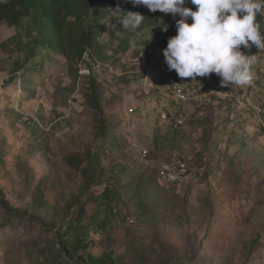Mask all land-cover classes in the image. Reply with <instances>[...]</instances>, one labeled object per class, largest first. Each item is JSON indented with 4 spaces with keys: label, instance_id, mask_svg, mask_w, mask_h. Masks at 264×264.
Masks as SVG:
<instances>
[{
    "label": "rangeland",
    "instance_id": "obj_1",
    "mask_svg": "<svg viewBox=\"0 0 264 264\" xmlns=\"http://www.w3.org/2000/svg\"><path fill=\"white\" fill-rule=\"evenodd\" d=\"M14 34L0 27V42ZM166 47H157L154 57L120 54V62L130 67L126 73L130 70L131 78L137 74L129 83H123L127 74L119 77L124 70L112 58L98 68L101 79L113 84L106 95L114 102L110 111L120 119L108 133L100 157L87 155L91 147L97 151V121L86 97V64L70 66L58 56L55 63L21 73L9 84L5 82L10 75L0 73V186L27 212L10 215L0 201V264H87L88 258H100L105 251L130 264H264L263 120L249 112L264 107V55L258 68H252L251 85L222 87L204 95L203 86L211 78L191 80L169 71L163 56ZM174 78L201 88L195 100L202 104L185 107L198 118L209 117L212 133L186 127V137L174 141L167 124L171 122L159 114L171 99H166V92L161 101L148 94L159 86L170 87ZM219 100L234 104L229 121ZM13 110L22 121L4 115ZM36 126L42 130L40 139L34 137ZM143 149L149 150L151 161H141ZM173 155H184L192 168L184 183L168 187L163 174L158 180V165ZM19 157L28 160L29 167L20 168ZM197 169L204 170L202 179H197ZM89 177L97 180L85 195ZM42 179L47 203L39 207L34 191ZM107 187L118 190L121 200L110 228L93 234L85 251L69 257L47 218L78 199L71 216L90 220L98 209L90 198H98Z\"/></svg>",
    "mask_w": 264,
    "mask_h": 264
},
{
    "label": "trees",
    "instance_id": "obj_2",
    "mask_svg": "<svg viewBox=\"0 0 264 264\" xmlns=\"http://www.w3.org/2000/svg\"><path fill=\"white\" fill-rule=\"evenodd\" d=\"M185 6L192 8V10L196 8L195 5L190 3ZM125 12H138L145 17L137 30L123 29L122 24L119 22V16L126 15ZM179 19V15L174 18L171 14H165L160 11L151 12L144 6L133 7L131 3H125L124 0H0V27L6 26L15 31L14 36L0 42V73H8L10 75L9 80L5 82L9 84L21 73L41 71L46 65L55 63L58 56L65 57L70 66L80 63L86 64L89 71L86 76V97L97 121V131L95 132L97 151L95 152V148L91 147L87 150V155L91 158L100 157L99 151L106 145L108 133L115 127L116 121H120V119L117 118L116 112L112 113L110 111L114 102H112L111 98H107L106 95L108 91H112L113 84L109 80L101 79L98 68L102 65L106 66L108 59L112 58V63L115 66L120 65L123 70L125 68L129 69V66L121 63L118 59L120 54L129 55L131 53L133 57H139L141 54L147 53L148 57H154L151 53L157 47L167 44L168 39L177 34L176 21ZM257 21L261 26L260 31L264 35V16L262 14L258 15ZM191 22V18H189L188 23ZM107 51H111L114 55L112 57L109 56ZM241 51L246 52L243 46H241ZM248 54L257 56L258 62L255 67L258 68L260 57L264 55V50H258L253 47ZM261 69L263 70V68ZM126 71L124 70V73L119 76L122 77L127 74V78H121L124 81L123 83H129L133 78L136 80L137 74H134L133 78H131L128 74L130 70H128V73ZM207 78H211V82L204 84L201 94L205 95L207 92L213 95L216 90H223L219 83L220 78L215 73L210 74ZM178 81L185 85L188 84L189 86L186 85L188 87L191 85V88L197 91L196 95L198 97L201 96V88L193 86L190 81L177 78L172 79V81L169 80L170 87L163 88L159 86L148 94L161 101L162 93L166 92V99H170L167 94H171L175 83ZM257 83L260 84V81L257 80ZM197 86L200 87V84H197ZM196 101L198 105L202 104L200 100H192L180 105L170 102L166 110L169 112L173 106H177L178 115H182L186 109H190L185 106ZM222 103L220 101L219 107L227 108L229 121V113L234 104H232V100L224 102L223 105ZM249 112L260 121L263 120V122H260V127L264 133V107L261 112H257L255 109H250ZM4 115L6 117L11 116L13 119L16 118V121H22L20 114H17L14 110L5 112ZM38 117L40 120L43 118L42 116ZM169 120L166 121L171 122L167 124L173 131L175 142L179 138L186 137L187 134L182 132L186 127H200L203 128L204 133L208 134L214 130L209 117L198 118L193 112L185 125L176 124L171 117H169ZM209 125L210 127L207 129ZM41 131L40 128H35L33 131L34 137L42 138ZM155 145L158 146L157 143ZM246 145V141H243L242 146L245 147ZM260 155L262 156L263 154ZM261 156L260 158L264 162ZM183 157L185 156L183 155ZM2 160L0 157V169ZM151 160L150 152L148 158H141L142 162ZM28 162V160H24L21 157L18 158L20 168L29 167ZM159 171L157 172L158 180ZM31 177L33 176L31 175ZM96 180L92 177L88 178L86 185L83 187V194L86 195L87 187L96 182ZM33 181V178H31L30 183ZM53 187L54 184L51 188ZM168 187H174V185L170 186L168 184ZM46 191L44 180L42 179L36 185L34 191L35 196L41 201L38 204L39 207L47 203L44 197ZM92 200L97 202L98 209L90 220L71 216L70 210L79 203L80 200L78 199L66 202L60 211L55 210L51 218H47L48 225L57 231L59 246L69 257L74 256L81 250L85 251L93 234L110 228L112 219L115 217V209L121 203L118 190L110 187H107L101 196L90 198L89 201ZM0 201L10 215L27 213L24 208L15 205L8 198L7 190L1 186ZM87 264L130 263L123 261L122 257L115 252L105 251L100 258H88Z\"/></svg>",
    "mask_w": 264,
    "mask_h": 264
},
{
    "label": "clouds",
    "instance_id": "obj_3",
    "mask_svg": "<svg viewBox=\"0 0 264 264\" xmlns=\"http://www.w3.org/2000/svg\"><path fill=\"white\" fill-rule=\"evenodd\" d=\"M133 7L171 14L177 34L170 37L163 56L169 71L180 78L208 77L215 73L222 87H246L253 82L258 62L253 47L264 50V35L257 16L264 13V0H124ZM195 5V10L186 4ZM119 16L123 29L135 31L144 21L138 12ZM191 18V23H188ZM241 46L246 50L241 51Z\"/></svg>",
    "mask_w": 264,
    "mask_h": 264
},
{
    "label": "bare ground",
    "instance_id": "obj_4",
    "mask_svg": "<svg viewBox=\"0 0 264 264\" xmlns=\"http://www.w3.org/2000/svg\"><path fill=\"white\" fill-rule=\"evenodd\" d=\"M186 85L183 84L182 82L175 83L174 88L172 89L170 94L171 102L173 103L175 102L177 105H180L181 103H187L192 100H195L198 97L196 95L197 91L191 88V85L190 87H188L189 85L188 86ZM160 115L161 118L165 121L169 120V117H171L174 120V122H176V124L185 125L187 120L191 117L192 114L190 110L186 109L182 115H178V107L173 106L169 112L167 110L161 111ZM147 150L146 149L141 150L142 156L145 159L148 158L149 155L148 152L149 150L148 151ZM167 158L160 160L158 165L161 175L163 174L162 177L165 183L170 185H178L184 183L191 173V168H192L191 163L187 160V158L179 157L178 155H173L172 157L168 159ZM196 171H197V179H202L205 175L204 170L197 169Z\"/></svg>",
    "mask_w": 264,
    "mask_h": 264
},
{
    "label": "built area",
    "instance_id": "obj_5",
    "mask_svg": "<svg viewBox=\"0 0 264 264\" xmlns=\"http://www.w3.org/2000/svg\"><path fill=\"white\" fill-rule=\"evenodd\" d=\"M179 83H180V81H178ZM180 96H181V94H180ZM178 167V166H177Z\"/></svg>",
    "mask_w": 264,
    "mask_h": 264
}]
</instances>
